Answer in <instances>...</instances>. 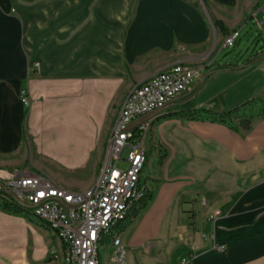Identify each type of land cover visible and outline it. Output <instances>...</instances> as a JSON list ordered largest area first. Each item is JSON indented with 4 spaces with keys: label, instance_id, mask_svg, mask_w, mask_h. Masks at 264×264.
I'll return each instance as SVG.
<instances>
[{
    "label": "crops",
    "instance_id": "1",
    "mask_svg": "<svg viewBox=\"0 0 264 264\" xmlns=\"http://www.w3.org/2000/svg\"><path fill=\"white\" fill-rule=\"evenodd\" d=\"M205 1L208 11L202 0H0V170L19 169L6 160L28 143L71 145L82 162L97 151L100 164L103 136L131 87L180 57L201 61L216 38L264 10V0ZM212 17L226 34L215 36ZM219 49L197 67L199 85L149 120L140 181L151 198L114 230L126 264L190 255L189 264H264V116L237 133L178 114L264 95V51L218 63ZM0 264H62L60 242L33 217L0 210Z\"/></svg>",
    "mask_w": 264,
    "mask_h": 264
},
{
    "label": "built area",
    "instance_id": "2",
    "mask_svg": "<svg viewBox=\"0 0 264 264\" xmlns=\"http://www.w3.org/2000/svg\"><path fill=\"white\" fill-rule=\"evenodd\" d=\"M254 23L263 29L264 10L261 17H254ZM238 37L239 30H231L223 47L233 46ZM196 80H202L199 70L179 62L131 87L107 137L94 181L87 189L72 192L26 169L0 170V202L20 207L24 216L33 217L51 230L60 242L62 264H102L99 248L103 245L108 250L107 264H126V247L114 230L149 193L140 175L148 161L143 143L150 125L145 121L128 127L192 92ZM21 98L26 104V98ZM120 162L126 166L120 167ZM213 248L221 251L224 246ZM191 259L190 255L178 264H189Z\"/></svg>",
    "mask_w": 264,
    "mask_h": 264
},
{
    "label": "rangeland",
    "instance_id": "3",
    "mask_svg": "<svg viewBox=\"0 0 264 264\" xmlns=\"http://www.w3.org/2000/svg\"><path fill=\"white\" fill-rule=\"evenodd\" d=\"M239 5L242 6L240 0L238 3V8H239ZM209 7L212 12L214 10L216 11V4H214L212 1H210ZM204 9L208 11L209 10L208 5H207L208 10L206 9V7H204ZM227 15L232 18L238 17L239 10L237 9L235 12H231ZM236 28H238V26H236L235 29ZM212 30L214 31L215 36H218L217 28L212 26ZM226 35L216 38V41L212 43V45L210 46L208 51H206V54L204 55V58L201 61L194 64V63L188 62L185 59L183 60L182 59L183 57H180L178 58L176 63L181 62L192 68L199 70L197 67H200L202 64H205L214 55L218 47L220 49L216 53V56H215L217 58L218 63L219 62L226 63L228 60L233 63V62H236V60L240 61V60L245 59L246 57L249 56V54H251L254 51H259V50L264 51V30L258 29L256 27L255 23L253 22V17L248 19V21L244 24V26L240 28L239 37L236 39L235 44L233 46L223 47V41ZM182 51L184 55L188 54L189 52L187 49H184ZM202 79H203V76H202ZM199 83H197L195 87H197ZM21 97H25V94L22 93L20 96V99H22ZM26 100L28 101L27 98ZM117 115L118 113H116V116H114L113 119L110 116V118L112 119V122L109 125V129L106 135L104 134L103 136V143H102L103 150L101 151L102 156L105 152L107 137L112 129V126L115 122ZM43 145H44L42 146L43 149L39 151L35 148L33 150L31 148L32 147L31 144L28 143L26 145L27 147L24 146L21 150L17 151V154L15 157L13 156L12 159L6 160L7 167H13L11 165H16L19 168L18 170L28 168L30 169L29 171H37V172L42 173L46 177L50 178L54 183L58 184L59 186L69 191H72V192L83 191L84 189L82 188H84V186L87 185L91 179L93 168H95V170L99 168V164H97V162L95 163V157H96L97 151L92 153L91 160L82 162V161L76 160L75 156L78 155L77 150H75V148L72 147L71 145L65 146V145H59V144L58 145L49 144L47 142L46 144L43 143ZM127 151L128 149L126 148L123 154L125 155ZM1 159H3V157L0 156V160ZM119 166L125 167L126 163L120 162ZM107 251L108 250L105 245L100 246L99 257H100L101 262H104V260L106 259Z\"/></svg>",
    "mask_w": 264,
    "mask_h": 264
},
{
    "label": "trees",
    "instance_id": "4",
    "mask_svg": "<svg viewBox=\"0 0 264 264\" xmlns=\"http://www.w3.org/2000/svg\"><path fill=\"white\" fill-rule=\"evenodd\" d=\"M207 8V3L202 0ZM214 27L218 28L222 34H226V29L221 20L214 17L211 18ZM27 113V109L25 114ZM178 114L185 118H197L211 122H217L225 125L234 132L248 131L252 126V120L255 117L264 116V95L253 97L246 100L240 105L232 109L213 110L206 108L183 109L178 111ZM151 198V194L147 193L138 203H136L128 212L129 216L135 217L142 210L147 201ZM0 210L8 214L24 216L22 209L16 205L0 202Z\"/></svg>",
    "mask_w": 264,
    "mask_h": 264
},
{
    "label": "water",
    "instance_id": "5",
    "mask_svg": "<svg viewBox=\"0 0 264 264\" xmlns=\"http://www.w3.org/2000/svg\"><path fill=\"white\" fill-rule=\"evenodd\" d=\"M174 103V102H173ZM173 103H170L168 105H165L164 107L162 108H159V109H156L154 110L153 112H151L150 114L142 117L141 119H139L138 121H136L135 123L131 124L128 128H134L136 127L138 124L142 123V122H145V121H148V120H151L153 117L159 115V114H162L164 113L169 107H171L173 105Z\"/></svg>",
    "mask_w": 264,
    "mask_h": 264
}]
</instances>
